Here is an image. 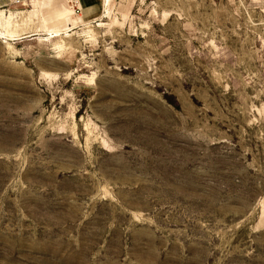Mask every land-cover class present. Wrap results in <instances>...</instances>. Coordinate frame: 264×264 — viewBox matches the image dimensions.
Wrapping results in <instances>:
<instances>
[{
	"label": "rangeland",
	"instance_id": "374dc122",
	"mask_svg": "<svg viewBox=\"0 0 264 264\" xmlns=\"http://www.w3.org/2000/svg\"><path fill=\"white\" fill-rule=\"evenodd\" d=\"M74 5L0 0V264H264V0Z\"/></svg>",
	"mask_w": 264,
	"mask_h": 264
},
{
	"label": "bare ground",
	"instance_id": "6f19581e",
	"mask_svg": "<svg viewBox=\"0 0 264 264\" xmlns=\"http://www.w3.org/2000/svg\"><path fill=\"white\" fill-rule=\"evenodd\" d=\"M69 12H71V11L69 10ZM41 20H42L45 28H47V27L49 28L48 29V32H49L48 35H51L52 38L57 37L59 35L60 28L57 25L56 26L52 25L53 16L51 14H48L46 16H42ZM77 24L78 23L74 22L70 28L75 27ZM13 25H14L13 24V17L12 16L7 17V16H5V14L3 12H1L0 13V38L1 39H3L4 41H10V40H16L18 38L17 32L20 30H23L24 28L22 27L19 30L18 29L19 27H18L15 29L13 27ZM26 30H27V27H26ZM26 30L24 29L23 32ZM27 31H26V33H28ZM26 33H25V35H26ZM23 35H24V33H23Z\"/></svg>",
	"mask_w": 264,
	"mask_h": 264
},
{
	"label": "crops",
	"instance_id": "0c3cea01",
	"mask_svg": "<svg viewBox=\"0 0 264 264\" xmlns=\"http://www.w3.org/2000/svg\"><path fill=\"white\" fill-rule=\"evenodd\" d=\"M70 2H72V0H70ZM74 3H75V5L73 6L74 8H72V10L67 9V11L70 10L73 13V11L75 12L76 10L79 9L80 10L79 13L83 15L84 20L92 21L95 19V18H93L94 11H95L94 9H96V7L98 6L99 0H74ZM67 24H68L69 28L72 25L71 23H67ZM75 27H73V29ZM70 29H72V28H70Z\"/></svg>",
	"mask_w": 264,
	"mask_h": 264
},
{
	"label": "built area",
	"instance_id": "2783aa9c",
	"mask_svg": "<svg viewBox=\"0 0 264 264\" xmlns=\"http://www.w3.org/2000/svg\"><path fill=\"white\" fill-rule=\"evenodd\" d=\"M77 12H80V10H79V9H78V10H76V13H77Z\"/></svg>",
	"mask_w": 264,
	"mask_h": 264
}]
</instances>
